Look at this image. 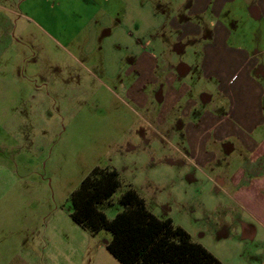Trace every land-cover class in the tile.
<instances>
[{
    "label": "crops",
    "instance_id": "0c3cea01",
    "mask_svg": "<svg viewBox=\"0 0 264 264\" xmlns=\"http://www.w3.org/2000/svg\"><path fill=\"white\" fill-rule=\"evenodd\" d=\"M29 27L85 51L154 142L172 147L164 158L226 195L221 226L241 227L264 264V0H0L2 113L54 81L52 61L23 53L35 47Z\"/></svg>",
    "mask_w": 264,
    "mask_h": 264
},
{
    "label": "rangeland",
    "instance_id": "374dc122",
    "mask_svg": "<svg viewBox=\"0 0 264 264\" xmlns=\"http://www.w3.org/2000/svg\"><path fill=\"white\" fill-rule=\"evenodd\" d=\"M27 37L35 47L24 55L52 61L54 81L47 96L0 112V264H122L107 249L111 232L94 234L72 218V194L97 166L121 179L100 205L109 219L134 188L153 214L171 218L223 264L261 262L241 227L221 226L231 218L217 206L226 195L187 162L164 158L172 147L154 142V130L85 51L52 29L29 27ZM40 62L28 73L40 74Z\"/></svg>",
    "mask_w": 264,
    "mask_h": 264
},
{
    "label": "trees",
    "instance_id": "16d2710c",
    "mask_svg": "<svg viewBox=\"0 0 264 264\" xmlns=\"http://www.w3.org/2000/svg\"><path fill=\"white\" fill-rule=\"evenodd\" d=\"M121 186L114 168L95 167L72 194V218L97 234H112L108 251L122 264H223L171 218L160 219L134 188L120 197L122 210L112 219L100 209Z\"/></svg>",
    "mask_w": 264,
    "mask_h": 264
}]
</instances>
